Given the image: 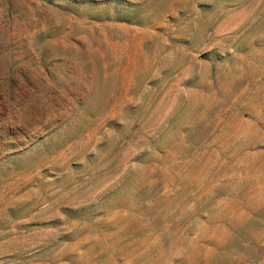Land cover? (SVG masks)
<instances>
[{"label":"rangeland","instance_id":"1","mask_svg":"<svg viewBox=\"0 0 264 264\" xmlns=\"http://www.w3.org/2000/svg\"><path fill=\"white\" fill-rule=\"evenodd\" d=\"M0 264H264V0H0Z\"/></svg>","mask_w":264,"mask_h":264}]
</instances>
